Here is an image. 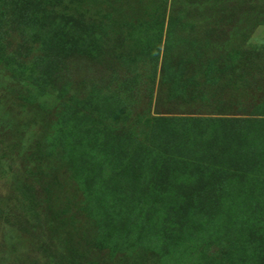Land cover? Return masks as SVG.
<instances>
[{"label":"rangeland","instance_id":"374dc122","mask_svg":"<svg viewBox=\"0 0 264 264\" xmlns=\"http://www.w3.org/2000/svg\"><path fill=\"white\" fill-rule=\"evenodd\" d=\"M228 1L226 50L235 64L216 86L189 64L182 80L198 74L204 91L193 97L186 91L171 95L162 81L169 18L182 1L178 7L180 0H0V264H261L264 0H224L222 7ZM219 2L191 4L199 7V24L202 12H212L210 5L218 10ZM161 20L158 63L149 56L127 61L155 45L140 28L155 22L159 30ZM94 22L109 33L98 37L101 46L92 56L99 35L89 29ZM189 49L187 42L169 57L192 55ZM54 50L62 55L48 74L42 58ZM169 115L260 125L258 142L231 150L251 174L242 177L238 198L227 195L210 210V221H201L197 203L190 211L184 207L188 194L177 199L180 208L169 218L165 174L153 169L162 161L158 148L147 159L145 176L119 178L113 147L123 144L132 154L146 142L155 118ZM179 151L190 158L181 173L197 180L195 157L188 148ZM222 177L234 178V172Z\"/></svg>","mask_w":264,"mask_h":264},{"label":"trees","instance_id":"16d2710c","mask_svg":"<svg viewBox=\"0 0 264 264\" xmlns=\"http://www.w3.org/2000/svg\"><path fill=\"white\" fill-rule=\"evenodd\" d=\"M181 1L185 4L181 7V11H178L180 8L178 10L176 9L178 12H175L176 10L173 9L169 18V31L165 49L166 57L163 62L162 81L163 84L169 83L171 95H184L186 91V95L190 94L194 97V94L197 93L203 95L204 91H202L200 83L197 81L198 74L189 76L186 81L182 80L184 68L189 64H191L192 67H194V65L198 68L201 67L200 69H203V74H205L204 79H206V76H209L212 80V84L216 86L219 79H222L227 73V70L235 64L232 60L233 54L232 56L230 53L228 55L226 50V33L228 34V32H226L225 25L228 27L230 24H227L228 21L224 24L226 18L228 20L231 15L233 3L228 1V6L222 7V2H224V0H220V7H218L216 11H214L215 7L210 5L209 7H212V12L204 10L199 24V19L197 17L199 7L196 8L195 5H191L198 3L199 0L194 3H188L187 0H180L178 7L181 6ZM204 1L208 5L209 0ZM2 12H5L3 8ZM220 12L224 15L222 16ZM225 16L226 18H224ZM160 22L161 26L159 30L155 28V22H149L148 28H140L145 31L146 37H148V44L157 41L153 47L144 46L140 49L138 54L128 56L126 58L127 61L128 59H132L133 61L137 59L143 60L144 56H149L154 61V64L158 63L161 50L160 37L163 34L164 21L162 22L161 20ZM89 29L99 34L96 36L97 38L94 39L96 42L91 44L94 48H92L90 54L94 56L101 46L98 43L100 39L98 37H100L102 33L108 34L109 27L94 22V24L92 23L90 25ZM203 29L205 32H202ZM188 33H192L193 36L190 38ZM187 42H190L189 51H191V53L193 52L192 55H186V53L184 54L181 52V56L177 58L169 57L174 49L182 50V45ZM119 44L122 45V42ZM215 48L220 49L219 53L213 54L212 56L211 52H208L209 54L207 53L205 58L202 59V53L204 54L207 51H212ZM61 50H63V48H61ZM61 55V52L54 50L51 56L48 55V57L42 58V62L47 68L46 73L52 74V72H54L56 69V62L60 59ZM154 76L156 77V75ZM260 129L257 120L243 118L157 116L146 132V142L138 143L137 150L133 151L132 154L125 151L127 147H124L123 144L118 147H113V152H117L120 157L118 170L121 177L119 176V178L125 182L128 181L127 178L130 179L132 177L131 174L134 176L135 180L138 177L140 178V175L145 176L147 159L152 150L158 148L161 154L156 156H162V161L159 160L155 162L156 165H153V169L158 170L156 167H159V172L165 174L162 189L165 197L171 204L172 213L169 218H174L177 208H180L177 199L188 194L185 200H182L184 202V207L190 211L197 203L195 208H197V213L201 214V221H210L215 216L214 214V216L210 214V210L224 203L223 199L227 195L235 199L238 198L239 196L237 193L244 183L242 177L244 176L247 178L252 172L248 167L244 166L245 169H243L245 163H240L243 159L239 156L237 159V156L231 153L233 152L231 150L233 147L238 149L246 148L249 141L258 142L261 132ZM179 148H182V150L188 148L195 157L194 161L196 162L195 167L198 170V175L197 180L193 182L189 179L190 176H186V173H181V164L185 166L186 163L190 161V158H184ZM113 152L112 154L110 153V156L115 155ZM227 155L229 156L227 157ZM229 162H233V169H228ZM222 167H225L224 171L226 173H219ZM230 172H234V178L229 177L225 179L222 177ZM250 184H252V182H250ZM116 194L119 193L116 192ZM112 208L113 207L110 206L109 211H112ZM252 215L253 214L248 215L249 219L252 218ZM181 235L182 234H180L177 239L183 241L185 238ZM257 243H259L260 255H262L261 264H264V241ZM250 251L251 249L248 250L244 248L242 252L248 254ZM247 257L249 258L250 256H244V258Z\"/></svg>","mask_w":264,"mask_h":264}]
</instances>
